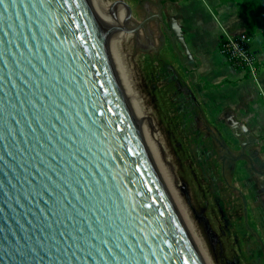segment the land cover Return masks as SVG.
Returning <instances> with one entry per match:
<instances>
[{"label":"water","instance_id":"obj_1","mask_svg":"<svg viewBox=\"0 0 264 264\" xmlns=\"http://www.w3.org/2000/svg\"><path fill=\"white\" fill-rule=\"evenodd\" d=\"M98 8L0 2V264H202L110 57L131 10Z\"/></svg>","mask_w":264,"mask_h":264},{"label":"rangeland","instance_id":"obj_2","mask_svg":"<svg viewBox=\"0 0 264 264\" xmlns=\"http://www.w3.org/2000/svg\"><path fill=\"white\" fill-rule=\"evenodd\" d=\"M116 1L125 2L105 0L109 6ZM236 2L252 16L249 32L254 38L256 50L264 59V0ZM204 4L209 7V2ZM119 20L121 23L122 19ZM130 22L125 26L128 30L133 29L132 20ZM119 36L120 47L117 45L114 53L121 56L120 64L127 71L133 94L141 108L135 104L129 92L130 98L124 93L139 127V121L147 126L149 134L146 133V137L150 146L161 155H154V158L161 161L163 168L167 167L166 174L168 171L171 174L182 213L187 212L196 231L195 238L198 236L197 239L203 243L210 264H264V181L247 170L245 162H238L235 168L230 169L227 160L222 159L224 153L219 152L217 141L212 140V137L219 136L218 132L210 136L201 120L196 123L190 120L188 123V118L174 107L176 103L172 98V88L165 85L163 78L156 77L162 72L155 71L153 63V71L149 70L148 64L144 65L134 53L133 35L121 33L112 39L113 44ZM110 57L112 60L111 49ZM114 62L112 60L124 90ZM138 108L141 112H138ZM224 135L229 140L233 139L229 131ZM224 155H227L226 152ZM185 232L189 233L187 229Z\"/></svg>","mask_w":264,"mask_h":264},{"label":"crops","instance_id":"obj_3","mask_svg":"<svg viewBox=\"0 0 264 264\" xmlns=\"http://www.w3.org/2000/svg\"><path fill=\"white\" fill-rule=\"evenodd\" d=\"M208 2L209 7L204 4ZM124 3L131 10L136 30L134 53L149 70L153 71V63L154 70L162 72L156 77L172 88L174 107L188 118V123L201 120L210 136L218 132L212 140L217 141L219 152L227 151L235 157L230 169L245 162L247 170L264 181V106L259 95V88L264 89V68L254 81L233 68L220 52L224 35L237 37L249 32L251 14L236 0ZM227 131L233 139H227Z\"/></svg>","mask_w":264,"mask_h":264},{"label":"bare ground","instance_id":"obj_4","mask_svg":"<svg viewBox=\"0 0 264 264\" xmlns=\"http://www.w3.org/2000/svg\"><path fill=\"white\" fill-rule=\"evenodd\" d=\"M95 2H96V5L99 7L98 9H100V10H102V11H106L107 10V8H108V4L105 2V0H94ZM119 40H120V36H119V38H118V40L116 41V43L115 44H113V40L111 41V43H110V49L112 50V60L114 61L115 60V66H116V68H117V70H118V72H120L119 73V76L121 77V80H122V84H123V87H124V92L126 93V95H127V97H129V95L131 94V97H132V99L135 101V104H137L138 106H139V108H141L140 107V105H139V103L136 101V96H135V94H133V89H132V87H131V84H130V81H129V76H128V74L126 73L127 71H125L124 69H123V67L122 66H124V65H121L120 64V59H119V57H121L120 55H119V57H118V55H117V53L115 52L114 53V50H117L116 48H117V45L119 44L120 45V43H118L119 42ZM118 45V46H119ZM120 47V46H119ZM119 51V50H118ZM114 54H116L115 56H114ZM126 68V67H125ZM121 74V75H120ZM123 80H124V83L126 84V85H124V83H123ZM128 92H129V95H128ZM130 98V97H129ZM131 105L133 106V103H131ZM137 106V107H138ZM133 108H134V106H133ZM139 108H138V110H139ZM137 112V111H136ZM138 112H141L140 110L138 111ZM141 114H143V113H141ZM141 114H138V115H140V117H141ZM145 118V117H144ZM143 121V120H142ZM145 121V120H144ZM139 123H140V127H141V130H142V132L144 133V135L146 136V133H147V131H146V129H147V126H145V124H144V122H141V121H139ZM144 124V125H143ZM144 126V127H143ZM150 126V125H149ZM146 127V128H145ZM149 130H150V128H149ZM148 130V132H150ZM149 133H147V135H148ZM151 135H152V133H151ZM149 137H150V135H149ZM147 138V137H146ZM151 138V137H150ZM152 138H153V136H152ZM156 138V137H155ZM148 139V138H147ZM152 140H154V139H152ZM151 141V140H150ZM152 142L153 141H151V144H152ZM155 142V141H154ZM156 148H157V146H156ZM151 149H153V151L151 150V158H152V161H153V163H154V165L156 166V169H157V171H158V173H159V175H160V177H161V180L163 181V184H164V186H165V188H167L169 191H170V193H171V195H172V197L170 196V193H169V191L167 190V189H165L166 190V193H167V195H168V197H169V199H170V201H171V203H172V206L174 207V210H175V212H176V214H177V216L179 215V220L181 221V219L180 218H182V220L183 221H181V223H182V226H183V228L185 229V231H186V229H187V231L189 232V233H187V235H188V237L189 236H191V239H190V237H189V239H190V241H191V243H192V245H193V247H194V250L196 251V254H197V256H198V258L200 259V261H201V263L202 264H210V260H209V256H207V253H206V250H205V248H204V245H203V243L201 242V240L200 239H197L198 238V236L195 238V229L193 228L194 227V225L192 226V224H191V221H190V219L188 218V215H187V212L185 211L184 212V208H183V212H184V215H183V213H182V205H180V200H178V196L176 195V186L175 185H173V183H172V178H171V174L169 173V171H168V173L166 174L165 172H166V168L167 167H165V168H163V164L161 163V161H156V159L154 158V155H157V156H161L160 154H158V151L156 150V149H154L153 148V146L151 145ZM153 152V153H152ZM162 159V158H161ZM162 161H164L163 159H162ZM165 165V164H164ZM166 166V165H165ZM166 169V170H165ZM169 174V175H168ZM179 201V202H178ZM186 210V209H185ZM179 213V214H178ZM181 216V217H180ZM184 222V223H183ZM185 224V225H184Z\"/></svg>","mask_w":264,"mask_h":264},{"label":"built area","instance_id":"obj_5","mask_svg":"<svg viewBox=\"0 0 264 264\" xmlns=\"http://www.w3.org/2000/svg\"><path fill=\"white\" fill-rule=\"evenodd\" d=\"M220 52L233 68L257 81L261 69L264 68V59L255 51L254 38L250 32H244L237 37L224 35L220 42ZM259 95L264 106V89L261 87Z\"/></svg>","mask_w":264,"mask_h":264},{"label":"flooded vegetation","instance_id":"obj_6","mask_svg":"<svg viewBox=\"0 0 264 264\" xmlns=\"http://www.w3.org/2000/svg\"><path fill=\"white\" fill-rule=\"evenodd\" d=\"M131 18L128 20V22H127V24H130L131 22ZM226 154L227 155H225V156H223V160L225 159V160H227V162H228V165L230 166V164L234 161V157H233V155L232 154H230L229 152H227L226 151ZM246 159V158H245ZM246 161H248V160H246ZM224 162V161H223ZM258 166V165H257ZM231 167H232V165H231ZM230 167V168H231ZM258 175V174H257ZM260 175V174H259Z\"/></svg>","mask_w":264,"mask_h":264},{"label":"trees","instance_id":"obj_7","mask_svg":"<svg viewBox=\"0 0 264 264\" xmlns=\"http://www.w3.org/2000/svg\"><path fill=\"white\" fill-rule=\"evenodd\" d=\"M244 3L246 4L247 2L245 1ZM245 4H244V5H245Z\"/></svg>","mask_w":264,"mask_h":264},{"label":"snow or ice","instance_id":"obj_8","mask_svg":"<svg viewBox=\"0 0 264 264\" xmlns=\"http://www.w3.org/2000/svg\"><path fill=\"white\" fill-rule=\"evenodd\" d=\"M0 2H2V0H0Z\"/></svg>","mask_w":264,"mask_h":264}]
</instances>
